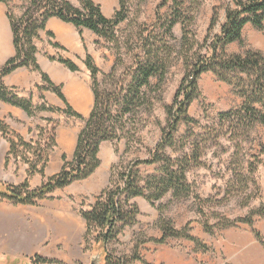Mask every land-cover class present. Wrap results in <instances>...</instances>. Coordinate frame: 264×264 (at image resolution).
<instances>
[{
	"label": "rangeland",
	"instance_id": "1",
	"mask_svg": "<svg viewBox=\"0 0 264 264\" xmlns=\"http://www.w3.org/2000/svg\"><path fill=\"white\" fill-rule=\"evenodd\" d=\"M161 1L126 0V19L115 28V39L107 41L100 37L102 40L95 42L92 58L101 71L98 77L101 83L98 90L101 94L106 93L115 98L121 88L126 89L130 85L136 67L135 57L137 54H142V39L149 33L155 34L153 38L155 46L162 47L161 52L163 51L168 64L167 73L161 82L159 77L151 80V87L144 90V96L132 105L128 113L121 115L115 112V120L119 122L116 129L120 139L102 144L99 154L100 168L87 180L76 182L58 192L59 197L51 196L53 193L50 199L34 206L40 210L50 207L60 210L64 202L70 205L72 211V217L68 222L58 217L53 219L56 225L54 235L61 238L60 248L66 258L63 261L49 260L54 262L50 264L91 262L96 252H93V242L86 239V222L81 212L88 211L101 192L109 186L113 167L121 165V170L137 160L150 158V154L167 129L169 108L187 71L186 58L191 63L197 56L205 55L210 40L220 34L221 27L226 22L227 0H178L182 4L185 24L189 25L187 27L191 32L189 38L192 46H184L182 41L184 27L180 23L173 28L172 37L166 32L167 20L172 12L170 7L160 10L161 19L157 21L156 9ZM27 3L28 0L11 1V13L18 19L24 13ZM216 8H218L219 21L209 31ZM208 37L211 39L209 40ZM206 39H208L207 46ZM243 40V45L234 43L227 46V53L242 54L248 50L264 52V28L258 30L251 25L246 26ZM42 45L45 47L46 43L43 41ZM64 56L70 57L65 54ZM60 57L62 56L53 58ZM199 91L201 96L189 109V115L196 123L181 124L175 134L176 144L165 150L167 156L179 160H182L193 147L200 153L201 164L190 168L187 172V180L193 195L177 200L168 194L154 203L144 198L133 200L132 202L140 210L137 224L126 228L119 240L108 247L109 253L116 260L133 256L138 246L139 256L149 264H230V258L235 260L240 258L235 255L238 243H257L264 249L263 244L253 233V230L259 232L264 242V217H255L253 229L248 225L240 224L225 230L216 227L212 234L205 231V224L214 226L220 222V219L245 218L264 205V157L262 156L264 127L256 126L247 137L243 138L241 149L237 153L235 142L229 139L228 125L220 128L218 133L204 136L208 127L218 124L217 119L220 114L239 109L243 101L234 94L229 85L219 81L212 73L201 77ZM27 94H33V99H38L37 104H34L36 107L47 104L41 92L32 91ZM120 109L121 106L115 107L117 112ZM42 114L45 117L40 121L44 124L30 131L27 140L35 142L41 138L45 145L50 146H47L49 147L47 154L50 155L58 147L56 131L63 124L53 117L54 113H38L37 116ZM65 117L69 119L66 121L68 126L73 124L79 128V132L83 129L84 121ZM2 123L4 126L0 129V136L7 142L14 139L16 134L5 122ZM51 139L53 142L50 141ZM22 150L23 148H19L18 156H11L9 162L24 164L29 163L28 160L33 163L38 162L33 154L29 157L25 150ZM253 156L263 160L262 164L257 165L256 172H250L248 169V163L255 161ZM39 165L42 166L43 162ZM154 170V167H141L145 176L154 174ZM246 202L248 205L244 206ZM75 218L77 219L74 220ZM161 219L170 221L177 230H183L189 225L190 234L200 243L196 244L181 238L169 239L165 245L150 242L149 240L160 239L163 235L160 229ZM66 223L69 226L65 231L60 225L65 226ZM98 255L103 264L104 255L102 253ZM34 258L11 257L0 253V264H34Z\"/></svg>",
	"mask_w": 264,
	"mask_h": 264
},
{
	"label": "trees",
	"instance_id": "2",
	"mask_svg": "<svg viewBox=\"0 0 264 264\" xmlns=\"http://www.w3.org/2000/svg\"><path fill=\"white\" fill-rule=\"evenodd\" d=\"M226 22L221 27V32L212 39L207 46L206 54L197 56L196 60L189 62L186 58V74L176 93L172 106L169 108V122L161 141L155 150L150 154L149 159L137 160L136 162L124 166L121 165L112 169V176L109 186L101 192L95 203L88 211L81 212V216L86 222V239L93 242L94 254L104 255V264H129L132 262H145L138 254V246L133 256L114 259L108 251L110 244L119 240V237L126 228L137 224L140 215L139 207L132 201L137 198H144L150 203L157 202L166 195L171 194L173 198L185 199L192 196V188L187 180V172L190 168H195L201 164L200 153L193 147L182 160L173 159L165 154L168 147L176 144L175 134L183 123H196L190 117L189 109L192 103L201 96L199 91V81L204 74L212 73L216 78L229 85L234 94L243 101L241 107L219 115L217 122L206 129L204 136L218 133L220 128L228 125L227 132L229 139L235 142L236 153L240 151L242 139L256 127H264V52L248 50L242 54H228L227 46L238 43L244 44L243 31L246 26L251 25L258 30L264 28V0H227ZM81 8L74 7L69 0H28L24 7V13L18 19L11 13V1L0 0L7 6V17L13 32V43L15 56L7 61L0 68V101L22 109L31 117H36L38 113L51 112L63 113L67 117H74L85 122L80 131L73 161L66 163L61 172L48 179L43 185L36 189H31L26 182L22 186H11L0 183V200L8 201L14 205L38 206L40 202L50 199V195L58 190H63L76 182L90 178L101 166L99 157L100 148L106 142L120 139L116 126L119 124L115 120V112L125 115L132 105L144 96V90L151 87V80L155 77L163 81L167 73L168 64L164 58L162 47L157 48L153 43L154 33H149L142 39V54L135 57L136 67L130 85L118 92V96L112 98L109 94H101L99 75L100 69L96 66L93 58L88 54L85 65L91 73L92 89L95 95V105L88 118H84L74 111L63 94L62 86L56 85L50 77L42 72L38 65L36 55L38 48L36 41L39 40V33L46 31V24L51 18H57L64 23L73 25L82 35L83 29L92 31L97 36L113 41L115 39V28L126 19V0H120V9L112 19L106 18L100 5L92 0H80ZM170 7L171 15L167 20L166 32L169 36L177 24L184 27L183 45H191L188 27L182 10V4L178 0H162L156 11L157 21L161 19L159 13L161 9ZM218 8L214 10L211 21V29L218 24ZM49 38H54V34L47 32ZM172 37V36H171ZM51 46L66 51L64 47L57 43L50 42ZM71 72H79L78 66L70 59L62 57L56 59ZM21 68H30L37 71L42 76L44 86H37L39 92L49 91L54 93L63 103L65 109H59L43 104L36 107L33 103V94L30 98L21 97L17 88H7L2 80L8 75ZM116 106H121L117 112ZM115 121V122H114ZM0 129L3 123L0 121ZM230 131V132H229ZM53 142V140H50ZM10 150L6 158L9 163L11 156H18L19 148L31 152L38 162L25 163L30 167V174H44V170L49 162V155L41 154L43 150L33 147L31 142L21 136L15 135L14 139L8 140ZM49 146V145H48ZM50 147V146H49ZM47 147L46 149H49ZM47 152V151H46ZM264 157V150L262 152ZM254 157V156H253ZM254 162L248 163L250 172L257 171V165L263 163L262 159L254 157ZM26 160V162H27ZM43 162L40 166L39 163ZM154 167V174L143 175L141 167ZM248 202L244 204L247 206ZM264 217V205L257 211L249 213L245 218L236 220L220 219L217 225L205 224V231L212 234L216 227L228 229L248 225L253 229L255 217ZM162 237L160 239L149 240L158 245H165L169 239H186L199 244V240L190 234V226L183 230H177L168 220H160ZM258 241L263 246V238L259 232L253 230ZM143 244V243H142ZM34 264L54 263L40 256L34 258Z\"/></svg>",
	"mask_w": 264,
	"mask_h": 264
},
{
	"label": "crops",
	"instance_id": "3",
	"mask_svg": "<svg viewBox=\"0 0 264 264\" xmlns=\"http://www.w3.org/2000/svg\"><path fill=\"white\" fill-rule=\"evenodd\" d=\"M69 1L74 7L81 8L80 0ZM92 1L100 5L103 15L108 19H112L120 9V0ZM47 32L53 33L54 38H48ZM39 39L36 41L38 48L36 59L40 69L56 85L62 86L63 94L74 111L88 118L94 109L95 95L92 89L91 73L85 65V59L87 54L92 57L95 42L102 39L88 29H83L80 35L73 25L57 18L48 20L46 31L39 33ZM43 41L46 43L45 47L42 45ZM50 42L61 45L67 52L52 47ZM64 54L70 57L66 58ZM59 55L72 59L78 66L79 72L73 73L62 64L49 59ZM14 56L13 32L7 17V6L0 3V68ZM2 82L6 87L17 88L21 97H30L27 92L37 91V86H44L41 74L30 68L18 69L5 77ZM41 93L46 99L47 106L64 110V103L54 93L49 91ZM37 101V98L33 99L34 104H37ZM52 115L63 125L56 131L58 147L49 155L44 176L39 173L30 174V167L21 162L11 161L6 165L10 144L0 136V183L17 187L28 182L31 189H36L61 171L67 162L73 161L80 133L79 128L73 124L68 126L66 121L69 119L63 113L56 112ZM42 117L45 115L30 118L22 109L0 101V121L5 122L16 135L25 140L29 137L30 131L44 124L40 121ZM60 191L54 192L51 196L59 197L57 193ZM62 203L63 207L60 210H55L53 207L40 210L34 206L14 205L8 201H0V253L18 258L40 256L47 260L63 261L66 257L60 248L62 240L54 235L56 225L53 219L58 217L68 222L72 217V211L68 203ZM60 226L66 231L69 225L66 223L65 226ZM235 255L240 258L236 260L230 258V264H264V249L257 243H238Z\"/></svg>",
	"mask_w": 264,
	"mask_h": 264
},
{
	"label": "built area",
	"instance_id": "4",
	"mask_svg": "<svg viewBox=\"0 0 264 264\" xmlns=\"http://www.w3.org/2000/svg\"><path fill=\"white\" fill-rule=\"evenodd\" d=\"M46 134H47V131H46ZM46 143L45 142H43L42 140H41V138H39L37 141H35V142H31V145L33 146V147H40L42 150H43V152L41 153V154H44V155H46V151H48L46 148H47V146L48 145H45ZM22 151H24V150H22ZM26 152V154H28V156L29 157H31V152H27V151H25ZM30 159V158H29ZM31 162V161H30Z\"/></svg>",
	"mask_w": 264,
	"mask_h": 264
},
{
	"label": "water",
	"instance_id": "5",
	"mask_svg": "<svg viewBox=\"0 0 264 264\" xmlns=\"http://www.w3.org/2000/svg\"><path fill=\"white\" fill-rule=\"evenodd\" d=\"M101 257L98 254H95V256L92 257L91 262L89 264H101ZM103 264H104V258H103Z\"/></svg>",
	"mask_w": 264,
	"mask_h": 264
}]
</instances>
